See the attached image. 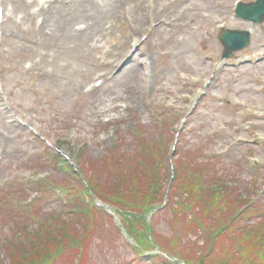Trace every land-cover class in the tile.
<instances>
[{
  "label": "rangeland",
  "instance_id": "rangeland-1",
  "mask_svg": "<svg viewBox=\"0 0 264 264\" xmlns=\"http://www.w3.org/2000/svg\"><path fill=\"white\" fill-rule=\"evenodd\" d=\"M83 1L51 0L40 13V0H0V264H30L46 242L65 243L64 253L36 264H185L139 250L113 217L92 220V201L111 205L87 182L110 189L143 168L170 186L184 169L201 173L209 186L199 191L231 188L264 210V20L237 18V0H118L96 31ZM249 26V45L222 60L219 30ZM169 200L147 217L153 232L176 235L193 261L244 264L219 239L224 221L196 216L207 201ZM185 217L195 234L183 235Z\"/></svg>",
  "mask_w": 264,
  "mask_h": 264
},
{
  "label": "trees",
  "instance_id": "trees-1",
  "mask_svg": "<svg viewBox=\"0 0 264 264\" xmlns=\"http://www.w3.org/2000/svg\"><path fill=\"white\" fill-rule=\"evenodd\" d=\"M83 151L84 148L81 147L79 153H82ZM144 156L146 158V155ZM192 156L195 157V155ZM194 167L198 170L197 164H194ZM140 174L141 175L138 176H134L132 174L131 178H128V181L127 177L120 178L110 189L103 188L99 184H94L92 176H90V178L92 177L91 180H88L89 183L87 182L89 188L86 190V188L83 186L86 192H93L98 198L107 204H110L115 213L118 211L121 213L122 216L119 214L121 217L119 220L129 237L132 238V240L135 242V245L137 244L139 250L145 251L155 248L167 256H180L185 264L207 263L205 260L206 257L203 255H201L197 261L191 260L192 256L191 254H188L189 250L187 248L184 249L186 251L183 252L176 251V248H178L176 235H172L170 238L163 237L153 232L152 226L146 224L147 215H150L149 218H152L154 213L159 214L157 207H161L163 202V206H169L171 201L169 199H171V195L174 192H178L179 196H182V194L185 196L184 203H189L191 206L195 205L198 201L201 204L202 201L208 202V210H198L196 216L203 221H209L211 218L216 222L224 221L220 225L221 229L219 239L223 238V236H226L227 243L232 246L231 248L228 247V249H232L231 251L235 249V251H237L238 254L241 255L245 260L244 264H256L257 259L260 263H264V249L261 248V246L264 245V210L261 207L262 205L260 206L259 203L249 204L248 199L242 197L240 191L238 192L237 190H233L231 188H228L229 190L222 188L216 197L204 191H199L206 190L207 186H209L206 182H204V179L201 178V173H197L198 175L193 174V177H189L187 176L184 169L182 172L178 170L176 171V175L170 186L163 175L155 178L154 175H152L150 172L148 174L143 168L141 169ZM207 176L210 180L212 177H214L212 175H210L212 176L210 177L208 173ZM139 177L140 179H138ZM166 177H168L169 181V171ZM159 180H161V182H159ZM163 183L168 185L167 192L162 190L164 187ZM197 192L199 193L198 195H196ZM91 205L95 207L93 203ZM260 207L262 208V212L259 211ZM95 210L91 212L88 211L91 215H94L93 218L90 216L92 220H97L98 218L101 219L100 215L111 218L104 210L96 207ZM256 213L259 214L257 216L258 222L254 224L256 226H251L253 229L250 226V228L244 229V223L247 222L248 218H253ZM185 218L186 221L183 222V235L193 233L195 234V232L198 230L197 222L193 219H187V217ZM225 220L227 221L225 222ZM201 224L205 223L202 222ZM93 227L94 226L85 227L84 237L81 240L83 241L81 243V247L86 246L85 242L87 243L89 239L88 237L91 234ZM73 230H71V228H67L63 235H72L71 233ZM37 232L42 234L44 232V228L41 227V229H39ZM76 233L77 231L74 232V235L72 236H75ZM35 236L37 235L35 234ZM36 245L37 242L32 244V247H35ZM65 247L66 244L63 242H50V244L49 242H46V244L41 249H38L33 253L35 254L36 258H34L30 264H36L43 260H47L46 258H49L54 254H59L60 257L62 253H64ZM22 248H24V246H22ZM155 254L159 255L160 253ZM16 256H18V252L13 255V257ZM239 259L240 258H238L237 261H239ZM237 261L235 260L234 264H236ZM14 263L18 262L14 261Z\"/></svg>",
  "mask_w": 264,
  "mask_h": 264
},
{
  "label": "water",
  "instance_id": "water-1",
  "mask_svg": "<svg viewBox=\"0 0 264 264\" xmlns=\"http://www.w3.org/2000/svg\"><path fill=\"white\" fill-rule=\"evenodd\" d=\"M236 14L252 23H260L264 19V0L239 3ZM250 32L248 30L225 29L219 32L218 40L223 46L222 57H230L233 51L240 50L249 44Z\"/></svg>",
  "mask_w": 264,
  "mask_h": 264
},
{
  "label": "bare ground",
  "instance_id": "bare-ground-1",
  "mask_svg": "<svg viewBox=\"0 0 264 264\" xmlns=\"http://www.w3.org/2000/svg\"><path fill=\"white\" fill-rule=\"evenodd\" d=\"M83 1V0H81ZM48 0H45V3H48ZM83 2L85 5V11L86 15L84 16V18L88 21V25L89 28L94 30H99L100 28V16L104 15V14H113L114 13V6L117 4V2H119L118 0H84ZM50 4V3H49ZM48 4V5H49ZM44 8V7H43ZM43 8L41 7L40 13H43ZM108 20L111 18H107ZM249 28V27H248ZM76 33H81V30H77L74 32V34ZM102 102H104L102 100Z\"/></svg>",
  "mask_w": 264,
  "mask_h": 264
}]
</instances>
